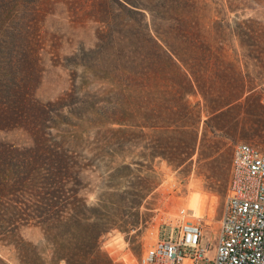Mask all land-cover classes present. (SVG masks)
Segmentation results:
<instances>
[{
	"label": "rangeland",
	"instance_id": "obj_1",
	"mask_svg": "<svg viewBox=\"0 0 264 264\" xmlns=\"http://www.w3.org/2000/svg\"><path fill=\"white\" fill-rule=\"evenodd\" d=\"M139 1L155 10L156 24L162 30L176 22L159 18L167 16L168 8L180 9L200 30L203 40L231 63L237 90L243 89L248 99L234 110L236 121L226 122L229 138L199 125L195 149L188 157L189 135L176 137L160 124L118 126L106 117L96 122L95 107L106 111L113 104L125 107L127 101L135 105L138 99L151 101L156 111L171 105L170 88L160 85L152 91L131 93L119 85L112 88L105 74L92 69L94 61L89 56H78L80 49L94 47L108 16L119 20L117 11L103 0H0L1 20L5 18L2 11L13 7L14 12H29L28 20L40 28L39 84L34 96L47 105L43 134L79 158L87 177L80 196L86 198L87 206L98 207L96 197L104 186L119 188L120 198L99 207L101 214L114 213L115 228L101 239V249L111 264H140L164 225L177 220L201 223L211 255L224 211L234 146L247 143L264 154V39L258 38L261 33L264 36V0ZM246 19L252 20L247 30L252 38L231 34L229 26ZM198 100L189 97L192 104ZM0 140L18 148L29 144L22 130L0 132ZM193 195L206 198L202 217L187 211ZM4 234L0 231V257L6 264H14L13 248L2 241ZM19 236L31 247L42 238L34 226L23 227Z\"/></svg>",
	"mask_w": 264,
	"mask_h": 264
},
{
	"label": "trees",
	"instance_id": "obj_2",
	"mask_svg": "<svg viewBox=\"0 0 264 264\" xmlns=\"http://www.w3.org/2000/svg\"><path fill=\"white\" fill-rule=\"evenodd\" d=\"M103 1L117 11L119 20L108 16L94 47L80 49L78 56H89L92 69L105 74L112 88L119 85L127 93L152 91L160 85L170 88L171 105L156 111L151 101L138 99L135 105L127 101L125 107L113 104L106 111L95 107L94 120L106 117L118 126L132 123L147 128L160 124L176 137L189 135L188 157L195 149L199 125L229 138L226 122L236 121L234 110L248 99H242L243 89L237 90L231 63L203 40L180 9L168 8L167 16L159 18L176 22L162 30L155 10L144 2ZM2 13L0 132L22 130L29 139L21 148L0 140V231L6 233L2 241L12 246L14 264H111L101 239L115 228L114 213L101 214L99 207L120 198L119 188L104 186L96 197L98 207L86 205V198L80 196L86 170L79 158L43 134L47 105L34 96L39 84L40 28L28 20L25 10L6 7ZM251 22L234 21L231 34L252 38L247 32ZM258 38L264 39L263 34ZM189 97L199 100L192 104ZM28 226L40 230L42 238L35 247L19 236L20 229ZM0 264H6L1 257Z\"/></svg>",
	"mask_w": 264,
	"mask_h": 264
},
{
	"label": "built area",
	"instance_id": "obj_3",
	"mask_svg": "<svg viewBox=\"0 0 264 264\" xmlns=\"http://www.w3.org/2000/svg\"><path fill=\"white\" fill-rule=\"evenodd\" d=\"M200 222L171 221L140 264H264V154L239 143L231 157L225 206L210 255Z\"/></svg>",
	"mask_w": 264,
	"mask_h": 264
},
{
	"label": "bare ground",
	"instance_id": "obj_4",
	"mask_svg": "<svg viewBox=\"0 0 264 264\" xmlns=\"http://www.w3.org/2000/svg\"><path fill=\"white\" fill-rule=\"evenodd\" d=\"M205 207L206 198L204 196L193 195L188 202L187 211L193 215L195 214L199 217H202L205 212ZM212 211L213 209L211 208L209 212L211 213Z\"/></svg>",
	"mask_w": 264,
	"mask_h": 264
},
{
	"label": "crops",
	"instance_id": "obj_5",
	"mask_svg": "<svg viewBox=\"0 0 264 264\" xmlns=\"http://www.w3.org/2000/svg\"><path fill=\"white\" fill-rule=\"evenodd\" d=\"M245 94H247V93H245ZM244 98H245V95H244V97L242 99H244Z\"/></svg>",
	"mask_w": 264,
	"mask_h": 264
}]
</instances>
